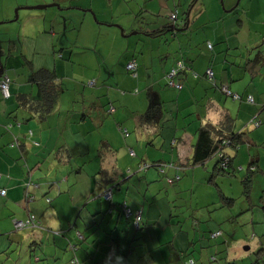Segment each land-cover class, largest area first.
I'll list each match as a JSON object with an SVG mask.
<instances>
[{
  "label": "crops",
  "instance_id": "0c3cea01",
  "mask_svg": "<svg viewBox=\"0 0 264 264\" xmlns=\"http://www.w3.org/2000/svg\"><path fill=\"white\" fill-rule=\"evenodd\" d=\"M134 1L131 0L133 7L128 6L127 8L124 3L129 1L123 3L121 0H56L55 3L60 4V10L49 9L30 17L21 14L22 26L23 23H27L28 27L23 29L22 33L18 30L10 41V30L3 27L0 31V49L5 51L6 43L10 42L9 51L15 50L14 44L17 39L18 50L22 46V59H26L22 63V59L17 56V59L5 62L7 68L0 72V78L4 73L12 78L13 82L10 87L12 92L16 93L17 90L22 91L29 88V83L26 81L32 73L26 66L27 64L32 67V72L54 70L59 77H63L62 64L55 58L59 52L57 48L55 49V45L57 43L60 45L56 38H59L65 46L59 52L62 58L71 60L73 67L76 62L84 63L83 69L78 72L80 79L95 81L93 91L82 95L79 104L76 102V106L73 108L69 103H66V108L62 110L58 109L59 101L55 110L43 123L33 120L25 126L22 124L19 130L12 133L2 128L3 125L9 124L11 121L0 115V187L6 189V197H0V233H8L11 230V219L22 220L29 213L35 217L34 221L39 220L37 222L39 228L23 230L12 243L26 248L24 253L28 255V259H22V264H69L72 255L69 246L73 244L77 246L75 255L81 264H152L153 261L154 264H162L161 259L156 262L148 251H146V258H142L132 250L131 247L135 246L132 243L135 240L133 237L132 241L129 240L131 236L129 231L125 234L123 224L127 221L122 218L119 205L125 202L133 211H141V227L147 228L149 224L153 226L157 224L159 230L164 233L167 231L166 226L159 225L162 215L161 206L164 202L160 203V207L157 205L153 207V202L148 200L146 195L150 185L157 189L151 197L163 193L164 197L168 199V193L163 189L153 169H148L142 174H136L133 169L136 168V163L138 164V156L145 155L151 164L154 161H176L175 154L177 152L180 156L179 162L182 164L188 162L192 156V144L195 142L197 122H193L192 118L195 116L187 117L184 120L181 118L195 110V102L203 97V90L209 86L203 78H194L188 74L186 80L182 82L185 89L181 93L178 94L176 90L172 89H162L166 73L170 71L177 60L183 59L197 73L202 74L209 66V53L211 52L214 56L211 68L216 82L228 84L232 91L241 95L250 94L253 96L257 103L256 106L232 101L227 103L226 101L224 107L235 117L236 128L249 131L248 145L259 147L258 150L250 154V157L253 159L251 161L255 167H259L264 174V64H262L264 61L257 60L252 63L245 60L246 56L253 57L255 52H248L247 49L263 45L264 0H239L237 5H235L237 0H194L189 8L187 6L193 0H171L173 7L168 13L164 12L163 17L157 15L155 22L163 25L168 22L170 14L176 10L177 15L181 14L177 17H180L182 23L176 24L180 30L175 31L172 35L165 34L161 38L141 35L142 37H138L135 41L127 39L126 44L123 45L124 39L127 37H120L117 32L113 31L104 33L102 30L116 28L108 24H117L124 29L122 31L124 35L131 34L130 32L135 28L133 13H138L135 10ZM152 1L143 5L144 11L140 14L150 20L151 15H154V10L150 7ZM21 2L0 0V21L8 22L13 16V8ZM79 7L95 12L101 23L95 24L87 21L85 25H81V33H78L76 43L70 44L64 36L68 28L73 24L76 25L80 16L86 20V15H81L78 11L81 9ZM86 14L88 15V13ZM121 16L128 17V23L121 22ZM39 20L41 21L39 22ZM102 23L108 26H103ZM42 24L43 26H41ZM5 32L6 35H2ZM88 35L89 43L86 42ZM103 35H106L104 40H102ZM62 36L64 38L61 41ZM168 38L170 41L165 42L164 40H168ZM208 43L213 46L212 50L207 48ZM83 46L93 49L94 52L87 51ZM226 47L228 50L224 52ZM134 54L138 56L133 58ZM73 55L77 56L75 60L71 59ZM84 58H90L93 67H89L88 63L84 62ZM132 58L138 63L136 79L125 70L126 63ZM120 68H123L127 75L120 74ZM32 89L35 90L34 87ZM135 89H138L139 94L133 95ZM104 93H106L104 98L98 96ZM108 95L115 108V113L109 116L112 119L101 116L97 114L98 112L92 114L93 109L99 111L101 106L109 103ZM207 95L210 98L216 97L212 91H207ZM161 99L167 103L178 99L177 108H180L181 111L177 120L166 122L164 117H161V128L158 134L155 135L154 129L145 133L148 143L143 137L136 135L132 137L131 133L137 125L134 112L141 113L150 105L151 100L159 101ZM205 102L202 100L200 104L204 105ZM80 104L81 108H79ZM11 108L8 110L14 109V107ZM258 109L260 110L258 111ZM199 112L203 115V106ZM255 113L261 121V125L256 129L248 125ZM17 114L24 115L22 112ZM78 114L84 119L83 124L89 122L88 115L90 114L96 125L101 120L98 126L106 129L108 134H101L105 138L100 139L107 144L106 154L99 162L92 160L90 167L93 170L99 167L100 170L108 172L116 170L115 179L112 178L114 182L104 180L98 173L92 176L93 171L89 174L84 170L77 169L84 162L76 166L72 175H64L60 176L62 179L51 180L54 170L58 169L57 172L63 174V171L71 166L70 164H61L65 162V159L57 163L53 154L61 146L62 149H69L75 144L67 142L65 134L68 131L67 125L70 124L71 118L76 119ZM18 117L20 116L18 115ZM118 125L128 131V136L123 138V141L118 133L120 132L117 129ZM27 128L33 132L31 141H36L39 145L35 146L24 139ZM72 131L73 128L71 133ZM13 134L17 135L20 142L24 144L22 148L9 145ZM59 135L60 137H58ZM127 140L128 143H126ZM95 141L96 138L92 136V147L95 146ZM82 143L85 144V142ZM176 145L177 148L174 149ZM129 148H132L137 156L133 158L135 162L132 167L128 166L131 161L128 153ZM171 152L175 154L173 155ZM231 165L236 169L234 160ZM202 167L208 169V162ZM127 169L134 175H127ZM185 169L184 178H181L175 187H172L179 192L182 184L195 181L196 170H198L197 177L203 176L200 166ZM172 173L174 174L172 171L169 172V174ZM120 178H124V180L118 181ZM28 181L33 185L27 188L31 195L25 198L23 184ZM112 183L116 187L111 191V198L106 199L103 192ZM136 192L138 195H134ZM125 197L128 198V201L125 200ZM250 198L252 202V197ZM262 202H264V196ZM262 202L259 200L256 202L259 209ZM215 203L219 206L218 209L229 210L231 207V204H226L227 207L222 205L219 197L211 202V204ZM254 206L253 204L251 208L244 209L245 211L238 215V221L236 220L234 223L243 227L244 237L255 233L259 235L261 241V234L254 231L255 222L252 218L254 217ZM212 211L215 212V209ZM214 212L213 216H208L205 221L204 226L208 229L215 221L213 220ZM115 217L116 223L113 222ZM102 219L105 220L103 223ZM195 221L193 223L196 241L194 238L189 240L188 233L177 235L179 241L177 244L175 241L173 242L174 250L170 252L171 258L164 264L178 262L180 260L179 253H182L183 248L191 250L192 253L195 251V255L192 254L195 264H210L209 257L211 255L216 258L218 264L222 261L223 264H227L229 258L244 255L246 250L239 251L230 237L218 240L217 243L211 242L209 239L204 240L203 232L198 231L199 226H196L197 222ZM145 227L142 232L146 230ZM158 229H155V233ZM217 232H221L220 236H222L223 231L220 228H215L210 232V235ZM155 238V241L160 240L157 233ZM150 239L153 240V237ZM164 239L166 238L164 237ZM1 240L2 238H0ZM7 241L12 242L9 239ZM225 241L229 251L224 245ZM164 243L166 244L165 241ZM219 244L220 246H218ZM257 244L255 242V246ZM122 245L130 247V249L124 250ZM224 248L228 252L226 258L221 253L225 250ZM4 250H6V246L0 244V254ZM219 254L220 256H218ZM118 257H121L122 260H119ZM7 258L9 257L7 256ZM244 261L242 259L241 263ZM184 262L183 260V264Z\"/></svg>",
  "mask_w": 264,
  "mask_h": 264
},
{
  "label": "trees",
  "instance_id": "16d2710c",
  "mask_svg": "<svg viewBox=\"0 0 264 264\" xmlns=\"http://www.w3.org/2000/svg\"><path fill=\"white\" fill-rule=\"evenodd\" d=\"M16 1H19V2L22 1V2L20 4H17L16 6L17 8L15 7H14L15 9L13 8L14 18L12 20L9 19V21L6 23L0 22V24L2 23L7 24V23L15 22L20 18L21 14L26 15L27 17H30L31 15L33 16L34 14H40V13H43L45 10H49V9L50 10L51 9L60 10L59 8L60 4L55 3L56 0H16ZM193 2L194 0L191 1L187 7L189 8ZM38 5L44 6V7L42 9L33 8L34 6H38ZM139 11H137L138 13H133L135 16L134 30L131 31L130 32L131 34L129 35H123L124 37L140 35L139 38H141L142 36L148 35L149 37L161 38L165 34L172 35L173 33H175V31L180 30L177 28L176 23H174L173 20L169 18H168L169 19L168 22H165L163 23V25L162 24L160 25V24H157V22H155L157 19L156 16L158 14L154 13V15H151V20H150L149 18L143 15H140L144 11L142 6L139 8ZM40 21L41 20H39V22ZM39 22L36 23L37 26L39 25ZM26 24L27 23H23V26L28 27V25ZM104 25H107V24H103V26ZM108 25L119 28L118 25H114V24H108ZM146 25H148V27ZM41 26H43V24ZM52 28H53V25H52ZM34 30L36 31L37 29L35 28ZM121 32H122V29H121ZM64 36L67 39V35H64ZM64 36L61 37V41L64 38ZM56 39H58L60 45L59 47H55V49L57 48L58 49L57 51L60 52V50L62 48H65V46L60 42L59 38H56ZM164 41L169 42L170 39L168 38V40H164ZM15 45L18 47L17 43L14 44V47ZM207 45H208L207 48L209 50H212L213 46L210 43H208ZM21 47L22 46H20V50H18L17 52V56L19 57V59L23 58ZM227 50L228 49L226 47L224 52H227ZM246 51L248 52L255 51V52L253 54L254 55L253 57L246 56L245 60L251 61L252 63L257 62V60L264 61V41H263L262 46H257L255 48H249ZM10 52L11 51H9V53ZM59 52H57L58 54L56 55L55 58L57 60H60V63L62 64V71H63L62 76L63 77H59L54 70H51V71L37 70V71L32 72L33 70L32 67H30L27 64L26 66L31 70V73H32L30 74L29 79L26 81L27 83H29V88L27 90H22V91L17 90L16 93L12 92L10 87H11L13 80L8 74L3 72L4 75H6L9 78V87H8L7 96H5L0 90V115L4 116L6 119L11 121L9 122V124H5L2 127L7 132L15 133L17 130L21 128L22 124L25 126V124L33 120L37 121L38 123H43L47 121L48 116L57 107V104L59 103L61 99L60 97H62V95L66 96L68 89L71 88V86L69 88H66L65 81L80 84V88L82 90L81 96L86 93H90V92H87L85 81H81L82 79L76 81V77L78 78L80 77L78 76V72H74V67L71 65V60L69 61L65 58H62V55ZM139 52L140 54H142L141 51ZM9 53H8V56H9ZM135 54L133 58H136L138 56ZM133 58L130 59L128 62L132 61L135 63L134 73L126 70V68L125 70L129 75H131V77L136 79L138 63ZM213 58H214L213 53L210 52L209 53V64H208L209 66L206 67V69L203 71L202 74L197 73V71L192 69L191 66H189L183 59H181V60H177L175 65L165 75V83L162 85V89L176 90L178 94L181 93L185 89V85L182 82L186 80V77L188 74H191V76H193L194 78H197V77L203 78L208 83V86H209L203 90L204 91L203 97L199 101L195 102V110H193L192 112L186 114L185 116L181 118L182 120H184L187 117L195 116V118H192V119H193V122L194 121L197 122V127L195 129V142L192 144V156L190 157L189 161L182 164L179 162V159H180L179 152H177L176 154L171 152V154L173 155L175 154L176 161H169V162L154 161V163L150 165L144 164V165H140L139 167V172H142V173H144L148 169H153L156 172L157 177L159 178V182L162 184L163 189L166 191V193H168V188H166L168 184H171L169 186L172 187L174 186V182H176L175 184H177L181 180V178L182 179L184 178L183 174L186 170L185 168L202 166L211 158H216V160L209 174L210 175V179L208 180L209 183H213V181H215L219 177L234 176L235 171H237V169L233 168L231 165L232 161L235 159L234 153L239 149V147L242 144H244L246 137L247 136L249 137L248 130L242 131L244 129L236 128L235 126L236 119L230 114L229 110L224 107V103L228 100L232 102L245 103L251 106H256L257 103L255 102L252 95L250 94L241 95L239 93L232 91L229 88L228 84H218L216 82L213 69L211 68L213 64V60H214ZM25 60H26L25 58L22 59V63H24ZM179 64L180 66H178ZM6 68H7L6 66L4 67L0 66L1 71L6 70ZM172 71H175V72L172 76H170V73ZM207 71L211 72V76L207 74ZM94 84H95L94 80H91L87 83L89 91L95 88ZM33 87L35 89L34 91L32 89ZM223 88H226L227 90H229L231 95H226L225 92L223 91ZM207 91H212V93L216 94V97L210 98L207 95ZM71 92H70V96H72ZM133 93H134L133 95H136L138 93V89H135ZM232 95H236L237 98H233ZM110 100L112 99L109 96L108 104L101 106L99 111L93 109L91 113L94 114L95 112H98L97 114L101 116L103 115L106 118L109 116H112L115 113V108L113 106V102ZM202 100L206 101L204 105L200 104V101ZM202 106H203V115H201L199 112ZM11 107H14V109L8 110L9 108L12 109ZM177 107H178V99L173 100L170 103H167V101L163 99L159 101L151 100L150 105L146 107L145 111H142L141 113H137V111L134 112L136 114V121H137L134 134L137 137H143V139H145V141L148 143V139L145 133L154 129L155 135H157L161 128V125H160L161 117L162 118L164 117L166 122L176 121L177 117L179 116V112L181 111V109ZM259 110L260 109H258V111ZM15 112L17 113L22 112L24 113V115H20ZM18 115L20 117H18ZM88 118H89V122H87V124L86 123L83 124V120H84L83 118H80L79 122L76 123L78 126H80L81 131H84L82 133V132H78L77 130L76 134L77 133L81 135L87 134L91 130L95 129L96 127L98 128V125L100 124L101 120H99L98 125H96L94 122V119L91 117L90 114L88 115ZM248 125H250L254 129L258 128L261 125V121L258 119L257 113L253 115ZM86 126H88V128H86ZM117 129L124 136V138L128 136V131L126 128L124 129L119 126L117 127ZM124 130H126L127 134L124 133ZM25 132H26L24 135L25 140L30 141L35 146L39 145L38 142L31 141V138L33 135L32 130L27 128ZM98 144L99 145L96 149V155L94 156L93 160H98L99 162L100 159H102L105 156L106 154L105 151L108 149V147L104 140H99ZM9 145L12 147L19 146V148H22L24 144L20 142L19 137L17 135L13 134L12 140ZM62 148H63L62 146L59 147L54 152L53 156H54V159L57 161V163H60L63 159H65V162L61 163L64 165H67V164L71 165L75 157H84L88 154L86 145L81 144V143H75L69 149L67 148L62 149ZM176 148H177V145L174 146V149ZM130 150L133 151V149L132 148L128 149L129 156L135 157L136 156L135 152L133 151L134 155H130ZM225 159L227 160V163L225 162ZM91 163H92V160H88L84 165L78 167L77 169L86 171L87 165H90ZM255 168L256 167L253 164V161H250V164L248 165L247 170H246V173H247L246 177L244 180H242V186H243L242 193L249 204L247 208L249 207L251 208L253 206L251 202V198H250V192H251V187H252L251 184H252V174L254 171L253 169ZM170 171L174 172V174L173 173L169 174ZM97 173L104 180H108V181L111 180L110 182H114L112 178H114V176L116 175V170H112L111 172H108V171L100 170L98 167L96 168V172L93 171L92 176L97 175ZM132 175L134 174L131 173V175L129 176H132ZM32 185L33 183H31L30 181L25 182L23 184V186H25L24 188L25 198L28 195H31L28 192L27 188L31 187ZM113 186H114L113 183L111 184V186H109L111 191H113V189L116 187V185L114 187ZM0 189H5V188L0 187ZM215 189L218 195L217 197H219V201L222 203V205L232 204L235 202L234 199L226 197L223 191L220 190L217 184H215ZM263 196H264V192L261 194V196H259V202L263 201ZM0 197L1 198L6 197V189H5V195L4 196L0 195ZM47 201H49V199H47ZM260 206H262L264 210V204L261 203ZM119 212L121 215L123 214L121 203L119 205ZM31 216L33 215H30L29 213L27 217L22 220L11 219L15 227L13 230L9 232L11 233L13 231L22 232L23 230H27V229H32V228H37V227L39 228V225L37 224L39 220L34 221V220L29 219ZM122 218H124L123 215H122ZM127 220L132 224L131 218H127ZM15 223H20L22 225H20L21 227H18L19 225L17 226L15 225ZM140 229H141V226L139 229H135V230H140ZM8 233H1V234L8 235ZM257 238H259V236H257L255 233L254 234L251 233L247 236L246 240L242 243L244 244L245 248H248L244 252V254L252 255L253 257H255V260L252 258L250 263L253 262L254 264H264V259H263L264 258V242L260 241V238L259 239ZM255 242L258 243L256 246H255ZM224 245L228 249L226 241L224 242ZM221 253L225 255L224 256L225 258L228 256V252L226 249L221 251ZM209 262L210 263L216 262V258L214 256L212 258H209ZM227 264H233V262L228 261Z\"/></svg>",
  "mask_w": 264,
  "mask_h": 264
},
{
  "label": "rangeland",
  "instance_id": "374dc122",
  "mask_svg": "<svg viewBox=\"0 0 264 264\" xmlns=\"http://www.w3.org/2000/svg\"><path fill=\"white\" fill-rule=\"evenodd\" d=\"M11 0H7V2H10ZM123 3L125 1H129L128 3H124L125 7L128 8V6L133 7L131 4V0H121ZM152 1V0H151ZM150 2V0H135L134 1V5H135V10L139 11V8L145 4ZM172 1L171 0H153L150 3V7L153 8L154 13L158 14L159 16L163 17V13L166 12L168 13L170 11V9L173 7L172 6ZM19 7V6H18ZM17 8V7H15ZM14 8V9H15ZM81 8L80 14L81 15H86V20H84L83 16L79 17V21L78 23L75 25L73 24L70 28H68L66 35H67V40L69 41L70 44H75L76 43V38L78 33H81V25H85L87 23V21H89L90 23H101L98 20L97 14L95 12H93L94 17L92 16V14L89 12L90 9H84L82 7ZM14 9H13V16L10 20H12L14 18ZM181 9V8H179ZM88 12H85V11ZM19 12V11H18ZM67 12V11H65ZM88 13V15L86 14ZM96 16V18H95ZM177 16H181V14H178ZM121 22L123 23H128L129 18L126 16H121L120 17ZM3 22V21H0ZM176 24H181L182 22L180 21V17H177L176 21H173ZM117 25V24H114ZM21 26V18L18 19L15 22H11V23H7V24H0V31L3 27H5L7 30H10V37H9V41L10 39H13L17 33V31L19 30L21 33L23 32V29L27 28V26ZM104 26H108V25H104ZM111 26V25H110ZM148 27V25H146ZM118 29L117 28H107V29H103L102 31L104 33H108L110 31L113 32H117L118 35L120 37H123V33L121 32L124 30L123 28H121L118 25ZM5 33H2V35ZM137 37H140V35H135V36H129L127 38L124 39V44H126L127 39H131V40H136ZM89 35L86 36V42L89 43L88 41ZM106 38V35H103L102 40H104ZM15 43L19 44L18 40L16 39ZM91 43V41H90ZM122 45V46H123ZM56 47H59V44H56ZM87 51L91 50L92 52H94L93 49L83 46ZM9 49H10V42L6 43V47H5V51L0 49V66L4 67L5 66V62H11L12 59H17V52H18V47L15 45V50L11 51L9 53ZM9 53V56H8ZM77 58V56L73 55L71 57L72 60H75ZM78 59H81L80 57H78ZM84 62L88 63L89 67H93V62L90 58H84ZM84 64V63H83ZM83 64H79V63H75L74 64V72H80L83 67ZM90 71V70H88ZM119 72L124 73L125 75H127L126 72L123 71V68H120ZM9 74H11L10 72H8ZM131 76V75H130ZM80 80V78L76 77V81ZM81 81H85L86 82V89L87 92H92L93 89H91L90 91L88 90V86L87 83L89 81H91L90 79H82ZM65 85L66 88H69L71 86L70 89H68V92L66 94V96L60 97L62 98L60 100L58 109H64L66 108V103H69L71 106H76V102L79 104L81 101V94H82V90L80 88V84L78 83H72V82H68L65 81ZM117 89V87H115ZM72 89V90H71ZM122 90V89H120ZM72 91V92H71ZM70 92L72 94V96H70ZM94 93V92H93ZM86 95V94H85ZM99 97L104 98L106 96V93L104 94H100L98 95ZM227 103H231L230 100L227 101ZM81 108V104L79 105ZM80 115L78 114V116L76 117V119L74 117L71 118L70 124L67 125V132L65 134V138L67 140V142L69 143H81L85 142V145L87 147V150L89 152V155H86V158L84 157H75L71 163V166H68L64 171L63 174L61 172H57L58 169L54 170L51 176V180H53L54 178L57 179H62V177L60 176H64V175H72V173L74 172V169L76 168V166L80 165L81 163L87 161V160H93L94 156L96 155V149H97V145H98V141L101 138H105L102 135H106L108 134L105 128H102L101 126H98L97 129L90 131L87 134H79L77 132H84L81 131L80 126H78L76 123L79 122L80 119ZM109 119H112V117H109ZM69 118L66 120L68 122ZM115 125V123H114ZM251 127V126H250ZM73 128V131L71 133V130ZM86 128H88V126H86ZM120 133V132H118ZM121 135V136H120ZM132 137L135 136L134 134V130L131 133ZM92 136L94 138H96L95 141V146L92 147L91 145V139ZM119 136L123 138L124 136L120 133ZM60 137V135L58 136ZM30 144L31 142L28 141ZM126 143H128V140L126 141ZM124 148V147H123ZM134 149H136V147L134 146ZM259 147L254 146H249L248 145V141H247V137L246 140L244 142V144H242L239 149L236 151V153H234L235 159H234V165L236 166L237 171H235L234 176H225V177H219L217 178L215 181H213V183H209L208 180L210 179V175H209V171L212 168L213 163L215 162L216 158H211L210 160H208V169H204L202 166V177H197L198 174V170L195 171V181L193 182H185L184 184L181 185V191H177L175 190V188L173 189L172 187H175V183L174 182V186L170 187L168 184V186H166V188H168V199L167 197H164V194L162 193L159 196H155V197H151L153 194H155V191L157 190L155 186L150 185L148 191H147V195L146 198L148 200H150L151 202H153L155 207L156 205L159 206L161 202L162 203V215H161V221L159 223V225L161 227H167V231L164 233V231H161L158 229L157 224L155 226H153L152 224H149L146 228V230L144 232H142L144 230V227H141L140 230H135L132 227V224L130 222H128V220L124 217V221L125 224H123L124 228H125V234H127V231H129L130 233V238L129 240L132 241V237L134 238L135 241H133V245H135L134 247H131L132 250H134L136 252V254H138V256H142V258H146L145 256H147V252L152 255L155 259L156 262L159 261V259L162 260V264H164L165 261L169 260L170 257V252H172L174 249L172 247L173 242L175 241L176 244L178 243L179 240H177V235L183 234V233H188L189 234V240H193V238L195 239L194 241H196V232H195V225L193 223L194 220H196L195 222H197L196 226H199L198 231H202L203 235L202 238H204V240H210L211 242L217 243L216 241L218 240H224L225 237H230L233 240V244H235V246L239 249V251H243L245 249L244 244H242L247 237H244L242 231H243V227H240L238 225H236L234 223V221H238V215L242 214V212H244V209H248L247 207L249 206L248 201L246 200V198L243 196V186H242V180L245 179L246 177V170L248 165L250 164V161L253 160L250 157V154L254 153L256 150H258ZM90 150V151H89ZM233 154V153H232ZM137 157V156H136ZM136 157H129V159L131 160L129 165L130 167H132V165L134 164L135 160L133 158ZM137 162L136 163V168L133 169V172H136V174L142 173L139 172V167L140 165H150L151 163L147 160L146 156H138L137 157ZM84 164H81L80 166H82ZM197 168V167H196ZM253 174H252V184H251V192H250V197H252V202L255 205L253 207V213H254V231L255 232H259L261 235V241L264 242V236H262V234L264 233V211H263V207L260 206V209L258 208V203L257 200H259V196H261V194L264 192V174L263 172L260 171V168L257 167L255 169H253ZM92 171L96 172V169L93 170V168L90 167V165H87V169L85 171V173H92ZM133 172H129V170L127 169V175H131V173ZM124 178H120L119 181H123ZM119 183V182H118ZM215 184H217L220 188V190L224 192L225 196L228 198H232L234 199V203L231 204V207L229 208V210L226 209H218V205L215 204H211V202H214L216 200L217 192L215 189ZM194 187V188H193ZM140 190V189H139ZM175 192H177L175 194ZM134 195H138V193L136 192ZM126 198V197H125ZM160 198V199H159ZM126 201H128V198L125 199ZM264 204V202H262ZM123 204V203H122ZM209 204V206H208ZM160 207V206H159ZM225 207H227V205H225ZM130 208V207H129ZM131 209V208H130ZM212 209H215V212L212 211ZM132 210V209H131ZM133 211V210H132ZM135 212V211H133ZM209 212V213H208ZM213 212H214V217L213 220H215L211 225L210 228H206L204 226L205 221L207 220L208 216H213ZM123 215V214H122ZM170 217H172L170 219ZM220 218V219H217ZM226 218V219H225ZM217 219V220H216ZM105 220L102 219V223ZM114 223H116V217L113 220ZM142 225V224H141ZM14 223L13 221H11V230L14 229ZM158 229V231L156 232L159 236L160 240H156L155 241V229ZM215 228H220L223 231L222 236L218 237V236H212L210 235V232L213 231ZM10 230V231H11ZM257 230V231H256ZM253 231V232H254ZM21 232H15L13 231L12 233H8L7 234H1L0 233V238H2V240L0 241V244H4L6 246V250L3 251L2 254H0V264H22L21 261L22 259H28V255H26V253H24V250L26 249L25 247L22 246H16L13 245L12 243L14 242L15 237H17ZM221 235V234H220ZM257 236H259L257 234ZM151 237H153V240L150 239ZM164 237L166 239H164ZM218 237V238H217ZM211 238H216V239H211ZM7 239L12 240V242H8ZM81 239V238H79ZM259 239V238H257ZM188 240V241H189ZM164 241L166 242V244L164 243ZM123 242V240L121 239V243ZM145 242H147L145 244ZM13 245V246H12ZM74 245V244H73ZM123 246V245H122ZM220 246V244L218 245ZM70 247V246H69ZM222 247H224L222 245ZM235 247V248H236ZM124 250L127 248V250L130 249V247H124ZM225 249V248H224ZM28 250V249H27ZM76 250H77V246H76ZM75 250V251H76ZM229 251V249H227ZM253 250V248H252ZM69 251L72 252L70 261L73 258H76L80 263L79 259L77 258V256L75 255V251H73L72 249L69 248ZM186 250V248L182 249V253H179L180 256V260L178 262H171L172 264H183V260L185 261L184 264H195V258L192 256V254L194 253L195 255V251L192 253V251H188ZM186 252V254H185ZM213 254H215V252H213ZM236 255V253H235ZM7 256L9 258H7ZM220 256V254L218 255ZM237 256V255H236ZM213 256L211 255L209 258H212ZM243 257V258H242ZM193 258V259H192ZM252 258L255 260V257H253L252 255H242L239 257H232L231 259L229 258L228 261L233 262V264H251V260ZM244 259V263H241V260ZM264 259V258H263ZM69 261V264H71ZM219 263V262H218ZM217 262H212L210 264H218ZM154 264V261L153 263ZM198 264V263H197ZM209 264V263H206ZM220 264H223V261L220 262Z\"/></svg>",
  "mask_w": 264,
  "mask_h": 264
},
{
  "label": "built area",
  "instance_id": "2783aa9c",
  "mask_svg": "<svg viewBox=\"0 0 264 264\" xmlns=\"http://www.w3.org/2000/svg\"><path fill=\"white\" fill-rule=\"evenodd\" d=\"M169 18H170L171 20H173V21L176 20V19H177V11L172 12V13L170 14ZM178 66H180V64H179ZM125 68H126V70H128V71L134 73V71H135V63L132 62V61H130V62H128V63L126 64ZM174 72H175V71H172V72L170 73V76H172V75L174 74ZM207 74H208L209 76H211V72H210V71H207ZM8 87H9V78H8L6 75L2 74V75H1V78H0V90H1V92H2L5 96L8 95ZM223 91L225 92L226 95H231V93L229 92V90H227L226 88H223ZM232 96H233V98H237L236 95H232ZM124 133L127 134V133H126V130H124ZM35 144H37V143H35ZM130 155H134V152H133L132 150H130ZM225 162L227 163V160H226V159H225ZM0 178H1V174H0ZM111 193H112V192H111V189L108 188V189H106V190L103 192V195L105 196L106 199H110V198H111ZM0 195H3V196L5 195V189H0ZM122 213H123V216H124L126 219H127V218H131V219H132V225H133L134 229H139V228H140V226H141V224H142L141 211H135V212H133V211L128 207V205L124 202V203L122 204ZM29 219L34 220V217L31 216ZM15 225H17V226L19 225L18 227H21L20 225H22V224H20V223H15ZM220 234H221V232H217V233H215V234H212V236H218V235H220ZM69 248L72 249L73 251H75V250H76V245H71ZM70 263H71V264H79V262H78V260H77L76 258H73V259L70 261Z\"/></svg>",
  "mask_w": 264,
  "mask_h": 264
},
{
  "label": "water",
  "instance_id": "95a60500",
  "mask_svg": "<svg viewBox=\"0 0 264 264\" xmlns=\"http://www.w3.org/2000/svg\"><path fill=\"white\" fill-rule=\"evenodd\" d=\"M239 2V0H237L236 1V4L235 5H237V3ZM44 6H40V5H38V6H34L33 8H35V9H42ZM91 14H92V16H94V14H93V12H91V11H89ZM0 72H1V70H0ZM248 248H245V250H247Z\"/></svg>",
  "mask_w": 264,
  "mask_h": 264
},
{
  "label": "clouds",
  "instance_id": "9594fccd",
  "mask_svg": "<svg viewBox=\"0 0 264 264\" xmlns=\"http://www.w3.org/2000/svg\"><path fill=\"white\" fill-rule=\"evenodd\" d=\"M169 19H170V18H169ZM53 226L55 227V225H53ZM118 259H119V260H122V258H121V257H118Z\"/></svg>",
  "mask_w": 264,
  "mask_h": 264
}]
</instances>
